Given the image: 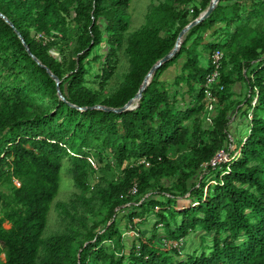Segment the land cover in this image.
Instances as JSON below:
<instances>
[{
	"label": "trees",
	"instance_id": "16d2710c",
	"mask_svg": "<svg viewBox=\"0 0 264 264\" xmlns=\"http://www.w3.org/2000/svg\"><path fill=\"white\" fill-rule=\"evenodd\" d=\"M133 1L0 0V264H264V0H221L136 109L94 108L135 98L212 0H150L131 30Z\"/></svg>",
	"mask_w": 264,
	"mask_h": 264
},
{
	"label": "rangeland",
	"instance_id": "374dc122",
	"mask_svg": "<svg viewBox=\"0 0 264 264\" xmlns=\"http://www.w3.org/2000/svg\"><path fill=\"white\" fill-rule=\"evenodd\" d=\"M149 2H150V0H134L133 1V4H132L130 12H129L130 13V17L133 20V24H132L131 30H135L139 26L143 25L144 18H145V13H146V8H147V5L149 4ZM182 62L183 61H181L180 63H177L175 66H172L170 69H168L164 73L162 79L163 80H167V81H169L170 83L173 84L174 81H175V78L178 76V74H179V72L181 70V67H182V64H183ZM256 102H257V97L254 99V103L253 104H255ZM247 131L248 130H247L246 127L242 128L241 134H247ZM236 147H237V142L235 141V138H233L231 140L230 145H229V148L231 150V154L222 152L221 153L222 156H219V160L218 161L219 162L220 161L227 162L229 160L230 156L233 153L236 152V150H237ZM96 166L101 167L102 165L99 164V165H96ZM16 184L20 185V183L17 182V181H16ZM72 189H73V184H70L69 175H65L57 200L66 198L69 195V193L72 191ZM190 201H192V200L188 199V201H185V199H180L179 208L182 207L183 205L188 204ZM0 207H1V202H0ZM53 217H54V211L51 214L49 228H48V230L45 233V237L50 235L52 233V231H53L51 229V223L53 221ZM5 227L8 228V229L11 228V224L9 222H6L5 223ZM148 227H151V225H148ZM146 228L147 227H145V229ZM132 235H134V231H129V232L125 233V236H132ZM200 244H201V242H200V234L193 235L191 240L189 242H187L186 244H184L185 248H183V250L186 249V248H189L190 251H191L192 249L200 248ZM5 260H6L5 255H2L1 256V261L4 262Z\"/></svg>",
	"mask_w": 264,
	"mask_h": 264
},
{
	"label": "water",
	"instance_id": "95a60500",
	"mask_svg": "<svg viewBox=\"0 0 264 264\" xmlns=\"http://www.w3.org/2000/svg\"><path fill=\"white\" fill-rule=\"evenodd\" d=\"M221 0H212L208 9L206 11H204L197 19L193 20L189 25H187L182 32L180 33L177 43L174 47V49L168 54L166 55L161 61H159L149 72V74L146 76L143 85L139 91V93L136 95L135 98H133L132 100H130L124 107L121 108H111V107H105V106H101L98 105L94 108H98V109H104L107 111H113L116 113H122V112H127V111H131L136 109L139 106L140 100L143 98L144 95V91L147 89V87L150 85L152 77L154 75V73L156 72V70L158 68H160L163 64H165L166 62L172 60L180 51L181 47H182V43L184 42V39L186 37V35L188 34V32L194 28L195 26H197L198 24L204 22L205 20H207L215 11V9L217 8L218 4L220 3ZM0 15L9 23L10 20L2 13H0ZM12 26H14L13 23H11ZM20 35V34H19ZM20 38L22 39V41L24 42V44L27 46L28 51L30 52V48L29 46L25 43L24 38L20 35ZM31 55H33L30 52ZM34 57V55H33ZM35 60H38L36 57H34ZM40 63V62H39ZM50 72V71H49ZM50 74L52 75V77L57 81V89H58V94L60 96V98L62 100H65V97L60 89V80L57 76H55L52 72H50Z\"/></svg>",
	"mask_w": 264,
	"mask_h": 264
},
{
	"label": "built area",
	"instance_id": "2783aa9c",
	"mask_svg": "<svg viewBox=\"0 0 264 264\" xmlns=\"http://www.w3.org/2000/svg\"><path fill=\"white\" fill-rule=\"evenodd\" d=\"M224 58V53L221 50H217L216 52L213 53L212 55V65L214 66V70L211 74L208 75L207 77V95L210 100L209 103V110L214 111L215 110V101L216 98L213 95V90L212 87L220 80L221 78V69H222V61ZM222 88V87H221ZM222 153V152H221ZM219 153L216 158L212 161V165L215 166L217 163H219V156H222V154ZM221 162V161H220ZM149 165V163H147ZM132 194L137 193V186H135L132 189Z\"/></svg>",
	"mask_w": 264,
	"mask_h": 264
}]
</instances>
